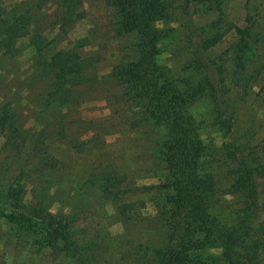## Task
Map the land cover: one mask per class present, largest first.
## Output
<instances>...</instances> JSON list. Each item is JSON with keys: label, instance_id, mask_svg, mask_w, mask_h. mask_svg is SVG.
I'll list each match as a JSON object with an SVG mask.
<instances>
[{"label": "rangeland", "instance_id": "obj_1", "mask_svg": "<svg viewBox=\"0 0 264 264\" xmlns=\"http://www.w3.org/2000/svg\"><path fill=\"white\" fill-rule=\"evenodd\" d=\"M214 1L162 0L164 15L149 28L158 38L145 71L161 92L188 100L184 116L201 148L199 170L214 180L208 212L218 225L241 229L264 264V0H223L220 26L229 31L205 48L219 30ZM248 14L250 86L240 97L217 64L237 40L234 25L243 27ZM10 24L20 29L7 43L11 50L0 33V111L10 115L0 128V196L21 188L27 207L68 216L73 245L53 252L32 230L0 216V264H155L157 250L169 244L173 191L162 156L168 125L120 73L141 58L140 32L123 30L108 0H0V30ZM58 50L76 52L84 67L81 80L65 85L66 100L54 99L48 68ZM242 143L248 148L230 158ZM242 159L260 170L256 204L245 218L242 195L230 187ZM208 252L226 264L219 247Z\"/></svg>", "mask_w": 264, "mask_h": 264}, {"label": "trees", "instance_id": "obj_2", "mask_svg": "<svg viewBox=\"0 0 264 264\" xmlns=\"http://www.w3.org/2000/svg\"><path fill=\"white\" fill-rule=\"evenodd\" d=\"M111 2L119 16V25L125 31L138 30L140 32L139 47L141 58L121 68L120 73L135 96L145 100L153 117L165 120L168 127V136L162 142V156L168 172L170 173V189L173 191L168 201L169 244L157 250L155 264H218L217 258L210 256L208 248L219 247L220 258L226 264H257L256 252L252 245H246L241 229H229L220 226L208 212L209 196L215 190L211 174L202 175L199 170L200 146L194 135L189 121L184 116L187 99L179 93L160 91L155 81L145 71L149 62L154 40L158 37L155 32L150 33V24L164 15L162 0H108ZM223 0H215V7L219 14L218 27L215 34L204 42L207 48L212 43L222 39L228 29H221L223 16ZM251 15L248 14L243 27L234 25L237 36L232 50L225 56L229 59L231 68L226 72L225 56H220L217 64L219 74L225 75L226 83L243 97L248 93L250 86L246 74V52L249 47L251 35ZM217 27V28H218ZM20 26L7 25L0 30L4 47L11 50ZM3 31V33H2ZM152 43V44H151ZM48 68L53 77V91L55 98L66 100L64 87L71 81H79L83 76V63L74 51L58 50L49 55ZM217 97V96H216ZM187 100V101H186ZM220 112V111H219ZM220 124L229 131L231 126L218 114ZM10 115L0 111V128L10 124ZM12 134L20 132L12 128ZM14 132V133H13ZM15 142V141H14ZM248 146L242 143L230 158L236 159V152ZM257 168L253 167L247 159L235 164L234 178L231 189L242 195V217L246 211L254 206L257 195ZM21 188H8L0 196V216L12 224L32 230L36 241L50 247L53 252L66 251L71 248L70 220L63 214L50 212L45 206H29L22 202ZM44 205V204H43ZM248 228V226H246ZM247 232V231H246ZM249 235V234H248Z\"/></svg>", "mask_w": 264, "mask_h": 264}]
</instances>
